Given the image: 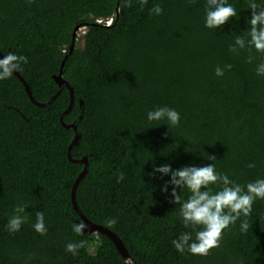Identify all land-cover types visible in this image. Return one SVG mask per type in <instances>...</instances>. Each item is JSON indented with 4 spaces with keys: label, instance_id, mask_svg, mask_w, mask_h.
Segmentation results:
<instances>
[{
    "label": "trees",
    "instance_id": "1",
    "mask_svg": "<svg viewBox=\"0 0 264 264\" xmlns=\"http://www.w3.org/2000/svg\"><path fill=\"white\" fill-rule=\"evenodd\" d=\"M156 3L160 15L150 14ZM229 3L237 16L207 29L205 0H0V53L27 57L17 72L35 101L57 94L60 73L74 91L64 123L80 135L72 159L88 162L80 211L116 234L136 264H264V199L254 201L246 232L238 220L207 256L180 254L171 241L191 229L170 202L171 185L161 190L170 177L149 175L154 164L213 163L241 185L264 179V77L255 71L264 54L229 51L251 14L246 0ZM70 102L65 88L38 107L14 74L0 81V264H126L107 236L72 232L81 220L71 194L85 166L68 158L76 133L60 119ZM158 106L175 109L179 124L148 122ZM18 204L28 206L25 222L10 233ZM37 211L44 235L32 228ZM78 241L85 246L77 255L65 251Z\"/></svg>",
    "mask_w": 264,
    "mask_h": 264
},
{
    "label": "clouds",
    "instance_id": "2",
    "mask_svg": "<svg viewBox=\"0 0 264 264\" xmlns=\"http://www.w3.org/2000/svg\"><path fill=\"white\" fill-rule=\"evenodd\" d=\"M247 8L251 14L246 18L247 28L241 34L234 36L229 45V51L239 54L240 50L247 49L251 52L264 54V0L258 4L256 0H246ZM125 6H130L131 0H124ZM141 6L147 0H139ZM163 9L159 3L153 5L150 14L160 15ZM237 16V11L229 0H205L204 27L207 29L223 28L232 18ZM254 57L249 55L248 63H252ZM27 57L9 52L0 58V81L7 80L13 73L21 69L22 64H27ZM231 65L215 68L216 76H223L225 70H230ZM257 76L264 77V60L256 65ZM148 122H163L167 128L177 126L180 122V114L168 106H158L147 111ZM248 167H254L249 164ZM169 176L162 191L169 192L171 185V203L179 205L178 215L186 229L171 241L173 248L180 254L185 252L192 255L207 256L211 249L219 246L222 233L230 225L240 221V231L246 232L249 228L247 217L252 212V205L258 199H264V179H256L241 185L231 180L226 173L216 170L215 165L204 166L185 165L173 169L170 164L164 163L159 166L153 165L152 173ZM216 186V190H213ZM179 189V191H177ZM187 192V198L182 193ZM24 204H18L13 209V214L8 218L6 229L10 233L18 232L25 222L26 208ZM243 217V219H242ZM112 223L113 221H109ZM87 226L81 223L72 225V232L80 235ZM33 230L44 235L47 231L44 214L35 212ZM85 246L84 241L68 242L65 251L73 256Z\"/></svg>",
    "mask_w": 264,
    "mask_h": 264
},
{
    "label": "water",
    "instance_id": "3",
    "mask_svg": "<svg viewBox=\"0 0 264 264\" xmlns=\"http://www.w3.org/2000/svg\"><path fill=\"white\" fill-rule=\"evenodd\" d=\"M79 29H80L79 27H77L75 29L73 40L75 39L76 32ZM71 51H73V45L71 47ZM2 57H3V55L0 53V58H2ZM63 66H64V62H63L62 67ZM13 74L22 82V84L25 87V90H26V93H27L28 97L38 107H47V106H49L57 98V96L61 93V91L63 89L66 88V89L69 90L70 95H71L70 106H69L68 110L61 116L60 120H61V124L66 129L73 130L76 133L75 139L73 140V142H72V144H71V146L69 147V150H68V158H69V160L72 161V162H75V163L84 164V166H85L84 171L80 174V176L76 180V182H75V184L73 186V189H72L71 201H72L73 208L76 211V213L78 214V216L80 217L81 221H79V223L85 224L87 226L85 228V230H83L84 233H100V234H103V235L107 236L111 240V242L115 245L118 253L121 255V257L126 262V264H136L133 261V259L130 257L128 251L126 250V248L123 245V243L121 242V240L117 237V235L114 234L113 232H111L110 230H108V229H106V228H104L102 226L96 225V224L92 223L91 221H89L82 214V212L80 211V209H79V207L77 205V202H76V191H77V188H78V185H79L80 181L85 177V175L87 173L88 162H87L86 159L81 160V161H74L72 159V156H71L72 148L75 147L80 141V135L77 133V129H76L75 124L66 125L64 123V116L71 112V110L73 108V105H74V98L75 97H74V91H73L72 87L69 85V83L66 80L63 79L62 73H60L59 76L55 77V81H56V83H57V85L59 87V90H58L57 94L47 104H40V103L35 101V99L32 96V93H31V90H30L29 86L27 85L25 80L20 76V74L18 72H15Z\"/></svg>",
    "mask_w": 264,
    "mask_h": 264
},
{
    "label": "rangeland",
    "instance_id": "4",
    "mask_svg": "<svg viewBox=\"0 0 264 264\" xmlns=\"http://www.w3.org/2000/svg\"><path fill=\"white\" fill-rule=\"evenodd\" d=\"M83 33H84V31L82 30L80 32V34L78 35V40H77V43H76V47L77 48H83V45H84ZM91 253H94V247H91Z\"/></svg>",
    "mask_w": 264,
    "mask_h": 264
}]
</instances>
